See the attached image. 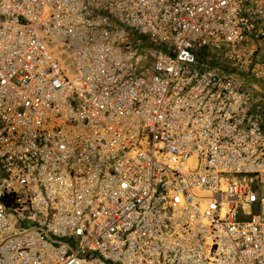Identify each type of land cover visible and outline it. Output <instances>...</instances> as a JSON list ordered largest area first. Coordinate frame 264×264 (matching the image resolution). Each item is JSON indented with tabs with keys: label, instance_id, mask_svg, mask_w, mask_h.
Instances as JSON below:
<instances>
[{
	"label": "built area",
	"instance_id": "built-area-1",
	"mask_svg": "<svg viewBox=\"0 0 264 264\" xmlns=\"http://www.w3.org/2000/svg\"><path fill=\"white\" fill-rule=\"evenodd\" d=\"M0 264H264V0H0Z\"/></svg>",
	"mask_w": 264,
	"mask_h": 264
}]
</instances>
